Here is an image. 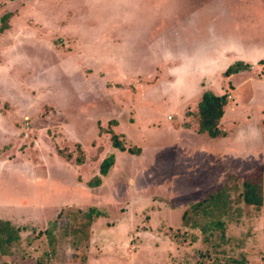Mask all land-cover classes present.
<instances>
[{"label":"rangeland","instance_id":"1","mask_svg":"<svg viewBox=\"0 0 264 264\" xmlns=\"http://www.w3.org/2000/svg\"><path fill=\"white\" fill-rule=\"evenodd\" d=\"M8 12L0 219L21 239L0 264H264V0H0ZM240 60L250 69L225 77ZM205 91L227 94L218 138L196 129ZM248 177L263 204H241L224 238L185 224L225 186L237 201Z\"/></svg>","mask_w":264,"mask_h":264},{"label":"trees","instance_id":"2","mask_svg":"<svg viewBox=\"0 0 264 264\" xmlns=\"http://www.w3.org/2000/svg\"><path fill=\"white\" fill-rule=\"evenodd\" d=\"M12 13H6L0 19V32L5 31L10 27L9 21ZM251 65L237 61L230 65L224 72L225 77L232 76L241 71L250 69ZM227 104V94L217 95L211 91H205L202 94L201 100L197 106V125L198 132L207 134L211 138H218L224 135L220 129V121L224 116L225 107ZM112 146L121 151H128L133 154H139L140 148H127L122 141L120 135L111 132ZM59 153H64L59 150ZM69 156L66 158L70 159ZM67 154V155H68ZM77 161L82 163L84 155L77 157ZM115 163V156L113 154L106 156L100 164L99 175H96L89 181L90 186L96 187L101 185L103 178L109 174L110 169ZM262 179H255L254 177L245 178L239 189L238 200L234 201L232 197V187L225 186L220 191L209 195L202 201H199L190 208H188L183 215V221L189 225L191 221L194 222L193 227H198L200 231L207 236L206 240H212L216 232H220L219 238L225 237V228L227 221H234L236 217L241 216V204L260 208L263 204V184ZM234 181H238L237 178ZM81 220L86 221V227H90L93 222L102 215V213L95 207L88 208L86 211H79ZM55 223L53 224V226ZM47 230L50 242H53V234ZM21 239L20 230L9 220L0 219V256L10 255V247L14 243H18ZM195 239V237H194ZM215 246V245H214ZM217 247V245H216ZM234 264H241L235 260ZM35 264H42L37 260Z\"/></svg>","mask_w":264,"mask_h":264},{"label":"crops","instance_id":"3","mask_svg":"<svg viewBox=\"0 0 264 264\" xmlns=\"http://www.w3.org/2000/svg\"><path fill=\"white\" fill-rule=\"evenodd\" d=\"M8 13H11V12H8ZM5 15V14H4ZM12 17H13V13H12ZM11 17V18H12ZM2 18V17H1ZM11 20V19H10ZM9 25H10V21H9ZM10 29H11V25H10V27L8 28V29H6L5 31H3V32H0V35H4L6 32H8V31H10ZM240 61H242V60H240ZM237 62V61H236ZM242 62H244V61H242ZM235 63V62H234ZM245 63V62H244ZM248 64V63H247ZM232 65V64H231ZM229 67V66H228ZM227 67V68H228ZM245 71H247V70H245ZM242 72V71H241ZM240 73V72H239ZM238 74V73H237ZM236 74H234V75H232V76H235ZM204 93V92H203ZM202 93V94H203ZM202 94H201V97H202ZM201 97H200V99H199V102H200V100H201ZM199 102L197 103V106H198V104H199ZM224 115H225V113H224ZM223 118H224V116H223ZM223 118L221 119V121H220V124H221V122H222V120H223ZM196 129H197V132H198V125L196 126ZM221 129V128H220ZM121 152V151H120Z\"/></svg>","mask_w":264,"mask_h":264}]
</instances>
